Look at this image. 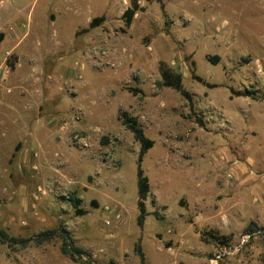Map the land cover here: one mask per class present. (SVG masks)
<instances>
[{
	"label": "rangeland",
	"instance_id": "obj_1",
	"mask_svg": "<svg viewBox=\"0 0 264 264\" xmlns=\"http://www.w3.org/2000/svg\"><path fill=\"white\" fill-rule=\"evenodd\" d=\"M140 1L122 32L124 0H0V227L16 238L56 230L40 244L0 239V264H142L137 243L143 264H264V0ZM160 62L182 75L192 107L156 87ZM120 109L153 140L142 227L140 144ZM62 229L91 257L63 254Z\"/></svg>",
	"mask_w": 264,
	"mask_h": 264
},
{
	"label": "trees",
	"instance_id": "obj_2",
	"mask_svg": "<svg viewBox=\"0 0 264 264\" xmlns=\"http://www.w3.org/2000/svg\"><path fill=\"white\" fill-rule=\"evenodd\" d=\"M151 1V0H146ZM157 3L160 4L161 9L164 8V1L163 0H155ZM144 7L139 5L138 0H130L129 5L123 10L121 14V19L123 21V26L120 28L122 32H125L127 28L132 23V19L137 11H143ZM105 20L104 15L100 16H94L90 19L88 23L87 28H83L82 32H87L90 28H94L96 26H99L103 23ZM167 22V21H166ZM79 32H77L78 34ZM208 61L212 63H216L219 59L218 55H208L206 58ZM14 64L10 63V66L13 67ZM160 79L155 81L156 87H170L174 89L175 91L179 92V94L188 102L189 106L192 107V97L193 94L186 90L183 87L182 84V75L179 72H176L172 70L170 67H168L163 62H160L158 65ZM192 78L207 85L208 87H214L215 84H211L206 82L201 76L192 73ZM126 89L132 93V95H142L143 92L139 87H133V86H126ZM232 94L235 95H249V90H233L230 89ZM117 118L121 121L122 125L129 130L132 134L134 139L139 142L140 148L137 155V161H136V176H137V193H138V199H137V209H138V215H137V224L138 226L142 227L144 223L145 216L148 214V211L146 210L145 201L147 199L148 193L150 191V185L148 181V177L144 174L143 169L141 168V162L143 159V155L152 147L153 140L145 135L138 117L135 115H132L128 110L120 109L117 114ZM196 122L200 126L204 125V121L199 117L195 116ZM103 143L106 142V138L102 139ZM70 200L72 201V205L75 208V211L77 214H84L86 211L78 208L79 199L75 197L74 195L69 196ZM59 235L63 237V243L60 248L61 252L65 255H68L72 260L76 259L77 257H91V253L87 250L83 249L80 246H77L74 244V242L71 240L70 235L68 234L67 230L62 229L59 230ZM247 231H252L251 226L247 227ZM56 230H45L41 231L35 236H31L28 238H16V237H10L8 236L7 232L0 227V239L4 242H8L9 244L12 243H19L20 245H26L28 243H36L40 244L43 241H46L50 239ZM206 233H208L209 237H206ZM201 239L202 240H208L212 239L214 242H216L219 245H228L229 243V236L225 235H218L214 232H202L201 233ZM135 252L139 256V259L141 263H144V253L142 251L141 245L137 243L134 247ZM107 264H114L113 260H110Z\"/></svg>",
	"mask_w": 264,
	"mask_h": 264
},
{
	"label": "crops",
	"instance_id": "obj_3",
	"mask_svg": "<svg viewBox=\"0 0 264 264\" xmlns=\"http://www.w3.org/2000/svg\"><path fill=\"white\" fill-rule=\"evenodd\" d=\"M139 1V5L140 6H143L144 7V5L142 4V1H140V0H138ZM127 0H124V9L127 7ZM123 9V10H124ZM138 12V11H137ZM136 12V13H137ZM90 21V20H89ZM130 28V27H129ZM129 28H128V30H129ZM10 34H15L14 32H9ZM17 34V33H16ZM17 48V47H16ZM13 49H15V48H13ZM18 49H20V48H18ZM132 49H133V47H132ZM20 51H22V49L20 50ZM18 55H20V53L18 52ZM129 92V91H128ZM130 93V92H129ZM132 94V93H131ZM139 95V94H138ZM134 96H136V95H134ZM48 118V117H47ZM53 119H51V118H48L47 120H46V122L47 123H53ZM193 173H194V171H193ZM194 179L197 181L196 182V185H195V194H200L201 193V191H203V184L206 182L205 180V175H204V173H203V170L202 169H200V171H199V169L197 170H195V173H194ZM201 197V196H200ZM197 199L199 198V196L198 197H196ZM166 212H167V210H166ZM167 214V213H166Z\"/></svg>",
	"mask_w": 264,
	"mask_h": 264
},
{
	"label": "built area",
	"instance_id": "obj_4",
	"mask_svg": "<svg viewBox=\"0 0 264 264\" xmlns=\"http://www.w3.org/2000/svg\"><path fill=\"white\" fill-rule=\"evenodd\" d=\"M81 117H82L81 110H76L75 113H74V118L76 120H79ZM75 138L79 139L78 141H83L84 140L81 137H79L78 135H75ZM213 261H215V260H211L212 263H213Z\"/></svg>",
	"mask_w": 264,
	"mask_h": 264
},
{
	"label": "bare ground",
	"instance_id": "obj_5",
	"mask_svg": "<svg viewBox=\"0 0 264 264\" xmlns=\"http://www.w3.org/2000/svg\"><path fill=\"white\" fill-rule=\"evenodd\" d=\"M215 261H213V263H214Z\"/></svg>",
	"mask_w": 264,
	"mask_h": 264
}]
</instances>
